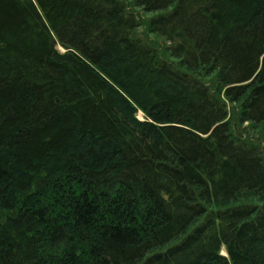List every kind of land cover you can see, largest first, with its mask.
Here are the masks:
<instances>
[{
	"label": "trees",
	"instance_id": "16d2710c",
	"mask_svg": "<svg viewBox=\"0 0 264 264\" xmlns=\"http://www.w3.org/2000/svg\"><path fill=\"white\" fill-rule=\"evenodd\" d=\"M254 126L264 0H0V264H264Z\"/></svg>",
	"mask_w": 264,
	"mask_h": 264
},
{
	"label": "rangeland",
	"instance_id": "374dc122",
	"mask_svg": "<svg viewBox=\"0 0 264 264\" xmlns=\"http://www.w3.org/2000/svg\"><path fill=\"white\" fill-rule=\"evenodd\" d=\"M133 8V11L135 12V16L138 22V27L135 30V33L144 38L147 42L151 43L153 46H155L160 54L165 57L168 60H173V62H177L178 58L173 56L171 52L167 48V42L164 38L160 37L157 33L151 31V19L155 16L161 14V11L158 12H146L142 10L140 7H135L134 5L130 4ZM139 119L143 120L144 115L141 112H138ZM254 131H259L262 135H264V131L253 127Z\"/></svg>",
	"mask_w": 264,
	"mask_h": 264
}]
</instances>
